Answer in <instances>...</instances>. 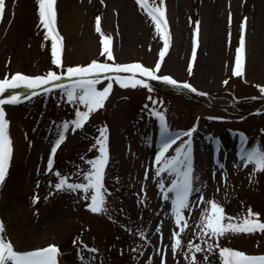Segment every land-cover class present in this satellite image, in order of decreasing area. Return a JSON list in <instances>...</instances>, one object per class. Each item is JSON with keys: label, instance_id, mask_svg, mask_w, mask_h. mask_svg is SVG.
<instances>
[{"label": "rangeland", "instance_id": "1", "mask_svg": "<svg viewBox=\"0 0 264 264\" xmlns=\"http://www.w3.org/2000/svg\"><path fill=\"white\" fill-rule=\"evenodd\" d=\"M149 4L159 5V0H149ZM5 5L0 17V78H11L17 71L37 75L60 70L52 59V37L39 19L38 0H5ZM54 7L64 70L93 59L140 61L148 67L160 60L164 46L161 32L138 0H55ZM163 7L171 44L158 74L187 80L215 99L202 96L200 100L193 93L152 78L151 89L124 87L114 73H104L98 87L113 82L105 105L90 114L83 128L73 132L70 125L54 156L51 148L58 129H62L63 121L75 119V109H83V105L69 102L63 88L15 103L5 101L14 147L8 175L0 182V221L4 238L17 250L54 242L61 250L60 264H81L77 248L83 241L99 250L91 264H161L159 250H163L164 264H223L218 248L208 253L187 247L188 240L201 243L202 249L207 247L196 236L200 214L210 207L206 203L195 206L201 193L190 197L193 206L185 211L187 226L182 231L171 212L174 193L168 200L163 198L160 184H170L174 176L167 172L157 175L154 157L160 140L153 107L165 113L173 130L195 128L194 183L202 189L205 200L220 202L229 217L242 218L251 208L264 220V170L256 169L254 162L244 165L239 151L236 154L241 139L238 142L235 136V132L243 131L248 136L246 147L258 144L264 149V112L251 116L236 112L238 108L252 110L264 105V93L257 87L264 85V0H163ZM97 16L101 32L111 37L113 57L102 51ZM245 18L243 71L235 75L231 72L234 51ZM120 74L130 73L120 70ZM4 96L2 93L1 99ZM149 96L157 102L153 104ZM103 125L108 129L109 150L103 179L107 212L94 213L85 206L90 201L82 195L83 190H55L54 184L58 182L56 170L70 181H84L77 169L87 171L90 166L86 161L99 154L98 148L91 146ZM214 137L222 144L220 162L215 163L210 158ZM173 149L166 155L174 154ZM49 158L53 159L52 171L47 166ZM141 227L146 229L147 239L137 234ZM174 231H180L182 240L176 255L171 249ZM214 243L248 254H264V231H229ZM193 253L197 261L191 260Z\"/></svg>", "mask_w": 264, "mask_h": 264}, {"label": "snow or ice", "instance_id": "2", "mask_svg": "<svg viewBox=\"0 0 264 264\" xmlns=\"http://www.w3.org/2000/svg\"><path fill=\"white\" fill-rule=\"evenodd\" d=\"M138 3L145 6L148 15L155 23L157 31L162 32L164 39V46L160 49L161 60L164 57L165 50L168 48V31L167 20L165 18V9L163 7V0H159V5L151 6L149 0H138ZM55 0H38V12L39 19L42 22L43 27L47 30V35L52 37V59L55 65L60 66V70L49 69L45 74L28 75L22 72H15L9 78L7 75L0 78V93H4L7 89H14L18 86H25L27 88L36 89L42 85L49 84L50 82L59 81L63 78H69L65 80V86L51 83V89L63 87L67 100L73 104L83 105V109H75V119L62 122V129H58V137L54 141V145L51 148V153L54 154L57 151V147L62 141L66 139V133L69 131L70 125L71 131H76L84 127L85 122L88 121L90 114L102 108L105 105V101L109 97V94L113 88V82L111 80L106 82V86L98 87V83L104 79L102 74L114 73L115 80L119 82L121 86L136 87L146 86L148 89L152 88L150 78H154L157 81L165 82L168 85L174 87H185L193 92L198 91L189 81H180L175 79L171 75L158 74L161 63L157 60L154 67L145 66L140 61H134L130 63L120 62H107L97 59H93L91 62L85 65L76 64L66 67L62 64L60 49H61V37L57 34L56 25V10L54 7ZM5 0H0V17L3 16L5 9ZM246 18L241 22V36L239 46L236 49V68L237 73L243 71L242 61L243 52L245 47V36L243 30L245 27ZM197 26L199 22H196ZM96 30L101 32L100 17H96ZM198 30V29H197ZM103 39V49L108 57H113L110 42L111 37L101 32ZM195 46L193 47V56H195ZM189 71H191L192 65L189 64ZM120 70H127L129 75H121ZM140 73L144 78H141L137 74ZM76 77V79H72ZM227 83V81H225ZM261 93H264V85H257ZM29 94H22L20 92H12L11 95H5L0 99V182H3L6 178L9 158L12 154L11 138L8 135L7 126L8 120L5 119V108L3 107L5 101L18 102L21 99H28ZM149 100H153L149 96ZM157 101L153 100V104ZM162 103V101H160ZM257 111H261L257 109ZM152 114L159 118V133H160V147L159 151L155 153V162L157 164V175L167 172L173 175L174 178L170 184H160L162 189V195L165 200L170 198L171 195V212L174 214L175 224L179 226L180 230H184L187 226V220L185 218V211L193 206L190 199L193 193H201L197 200L198 203L195 206H199L200 203L209 204L210 207H205L200 214L199 229L196 232V236L202 243L207 245L206 249H202L201 243H193L192 240L187 241L188 250L204 251L212 253L217 248L219 254L223 259V264H264V254H248L242 250H238L231 247H220L218 243H214L220 236L226 232L243 231L254 232L257 229L264 231V220L260 219V213H253L251 208H248V214L242 218L229 217L225 212L224 206L215 199L206 201L202 194V189L196 187L194 181L196 179L194 172V157H193V139L192 133L195 131L194 127H190L187 131L173 130L167 122L166 115L163 111L152 108ZM186 137V139H181ZM180 141L178 146L177 142ZM248 144V138L245 134H241V147H240V159L247 166L248 163L254 162L256 169L264 170V149L260 145L254 147H246ZM93 149H97L99 154L86 163L90 166L87 171H80V175L84 177V181H70L68 176L62 174L59 170H56L58 182L54 184L55 190H61L67 188L69 190H83L82 195L86 200H89L85 206L94 213H106L107 212V195L104 191L105 185L103 183L105 175V166L109 159L108 150V129L107 125H103L99 129V135L95 138V143L91 146ZM170 149H173L174 154L166 155ZM216 151H220L219 145H217ZM48 170H53V159L47 160ZM147 176L148 173L146 172ZM39 199V197H36ZM256 218H252V217ZM240 221V222H237ZM128 231L133 229L128 228ZM4 231V224L0 221V233ZM157 232L161 229L159 226L156 228ZM140 237L146 236V229L141 227L136 230ZM173 240L171 243V249L173 255L177 254V251L182 246V240L180 231H174L172 233ZM75 244L76 241L74 240ZM82 247L77 248L78 259L81 260V264H91L94 258L93 254L99 250L94 245H87L83 241L80 242ZM139 251V249H134ZM60 248L56 243H48L42 247H34L28 250H17L12 242L3 235H0V264H58V256L60 254ZM161 252L163 262V250ZM87 252V255L85 254ZM187 255V252L185 253ZM192 261H197L195 253L191 255ZM197 264L199 262L197 261Z\"/></svg>", "mask_w": 264, "mask_h": 264}]
</instances>
